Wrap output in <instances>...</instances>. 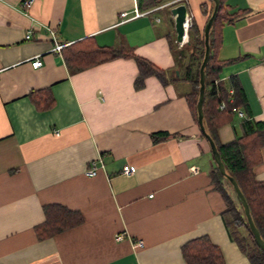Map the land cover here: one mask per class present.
<instances>
[{"label": "crops", "instance_id": "obj_1", "mask_svg": "<svg viewBox=\"0 0 264 264\" xmlns=\"http://www.w3.org/2000/svg\"><path fill=\"white\" fill-rule=\"evenodd\" d=\"M173 1L122 19L137 0H34L28 14L21 0H0V264H187L181 247L202 236L222 264H250L224 223L210 146L185 99L190 85L148 76L136 90L131 58L70 72L45 29L60 44H124L174 74L182 45L156 15ZM182 2L202 34L211 0ZM225 4L239 14L220 27L219 80L229 86L236 78L249 116L264 125V0ZM36 56L42 65L34 69ZM31 92L50 96L52 106L36 108ZM239 121L237 112L218 128L220 143L241 134ZM158 132L169 137L154 141ZM260 152L254 175L264 182V145ZM91 162L98 171L87 177ZM127 166L132 174L122 173ZM47 204L79 211L82 223L39 239L34 228Z\"/></svg>", "mask_w": 264, "mask_h": 264}, {"label": "trees", "instance_id": "obj_2", "mask_svg": "<svg viewBox=\"0 0 264 264\" xmlns=\"http://www.w3.org/2000/svg\"><path fill=\"white\" fill-rule=\"evenodd\" d=\"M151 1L157 4L154 5L156 7L165 0ZM211 2L207 19L213 9V1ZM145 3L146 0H137V7L142 11L154 8L145 7ZM180 3H183L182 0H175L169 4V7ZM200 9L204 10L203 4ZM238 14V12L230 13L225 0H219L217 13L208 32L209 57L204 66L202 124L217 148L226 175L235 179L243 194L254 226L264 241V182L256 180L254 175V168L260 162V151L264 145V125L249 116L244 92L236 78L230 79L229 86L219 80L220 71L226 61L219 60L216 55L220 44V27L224 23H231ZM62 53L70 72L81 71L116 58H131L137 66V74L133 80V87L136 90L144 86V80L148 76H155L164 85L177 80L187 82L190 85V91L185 94V99L193 120L197 124L196 103L199 94V67L204 57V33L200 34L193 22L187 28V41L174 52L176 59L178 58V67L174 70V74H168L167 69L157 68L147 59L136 55L130 47L124 44L99 46L91 38H85L64 46ZM228 88L232 89L231 93ZM33 93L31 92L29 96L36 108L44 110L52 106L50 96L39 100L33 96ZM44 93L48 94L47 91ZM221 103H224V108L219 107ZM240 110L243 114L239 121L241 134L228 143H220L217 137L218 128L231 122ZM151 137L157 141L169 135L158 132L152 134ZM212 181L224 201L225 207L222 215L230 237L248 258L250 264H264V250L258 247L254 240L233 186L219 172L216 164ZM42 209L44 221L34 228L39 239L54 236L80 225L83 221L79 211L68 209L60 204L43 205ZM181 252L187 264H222L223 262L220 250L204 236L185 243L181 247Z\"/></svg>", "mask_w": 264, "mask_h": 264}, {"label": "water", "instance_id": "obj_3", "mask_svg": "<svg viewBox=\"0 0 264 264\" xmlns=\"http://www.w3.org/2000/svg\"><path fill=\"white\" fill-rule=\"evenodd\" d=\"M213 1V9L212 13L207 19V22L204 26V57L201 62V65L199 67V94H198V100L196 103V109H197V124L199 126V129L203 136L206 138V140L209 143L211 155L213 158L214 163L216 164L219 172L224 175L230 182V184L233 186V189L235 191L236 197L240 204L243 207V212L245 214V218L247 220L248 227L253 234L254 240L258 247H260L262 250H264V241L260 238L259 232L254 226V223L252 221V218L249 213L248 204L241 193L240 189L238 188V185L233 177H230L226 175L224 170V165L220 159L219 153L217 151V148L215 144L213 143L212 139L209 137V135L205 132L203 124H202V103L204 98V66L208 60L209 57V45H208V32L211 27V24L215 18V15L218 10L219 0H212ZM171 17L173 20V26L175 31V41L177 44H183L187 41V31L185 27L186 19L188 18L189 14L186 8V5L183 3H180L176 6L171 7L170 9Z\"/></svg>", "mask_w": 264, "mask_h": 264}, {"label": "built area", "instance_id": "obj_4", "mask_svg": "<svg viewBox=\"0 0 264 264\" xmlns=\"http://www.w3.org/2000/svg\"><path fill=\"white\" fill-rule=\"evenodd\" d=\"M33 1L34 0H21L20 4H19V8L20 10L24 13V14H28V11L29 9L31 8L32 4H33ZM152 10H140L137 6L133 8L132 10V15L129 16L128 12L127 11H122L119 13V17L122 18V19H130V18H137V17H140V16H143V15H146L148 13H150ZM190 25V22H189V17L186 19V22H185V27H186V31H187V28L189 27ZM49 34L51 35L52 37V40L54 41V46L52 48V51L56 54H61L62 52V49L64 46L68 45V43H65V44H60L56 41V37H55V32L53 29L51 28H48L46 27L45 28ZM32 34V30H28L26 32V38H29L30 35ZM181 45V44H180ZM30 65L32 68L36 69V68H39L41 65H42V61H41V58L36 56L35 58H33L30 62ZM220 108H224V103H221L219 105ZM238 115L241 117L243 114L241 111H238ZM57 134V132H56ZM134 168L132 166L130 167H125L123 168L122 170V173L127 175V174H132L134 172ZM97 171H98V168L95 166V163L94 162H91L87 169L85 170L84 172V175L87 176V177H93L97 174ZM116 239L117 240H120L122 239V234H119L118 236H116ZM143 245V242L141 240H138L136 242V246H142Z\"/></svg>", "mask_w": 264, "mask_h": 264}, {"label": "rangeland", "instance_id": "obj_5", "mask_svg": "<svg viewBox=\"0 0 264 264\" xmlns=\"http://www.w3.org/2000/svg\"><path fill=\"white\" fill-rule=\"evenodd\" d=\"M154 5H157V4L154 3V1L152 2L151 0H146L145 7H148V6L154 7ZM156 15H157L158 19L161 22L160 25L163 26V27H165V28H168V31L171 33L170 35H171V38H172L173 42L174 43H177L175 41V31H174L173 23L171 21L172 20V17H171L170 10H167V9H164V8L163 9L160 8L156 12ZM177 50H178V48H177Z\"/></svg>", "mask_w": 264, "mask_h": 264}]
</instances>
